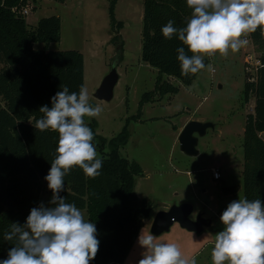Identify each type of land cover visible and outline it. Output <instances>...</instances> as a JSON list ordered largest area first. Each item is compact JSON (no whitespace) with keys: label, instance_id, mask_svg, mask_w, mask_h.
<instances>
[{"label":"rangeland","instance_id":"374dc122","mask_svg":"<svg viewBox=\"0 0 264 264\" xmlns=\"http://www.w3.org/2000/svg\"><path fill=\"white\" fill-rule=\"evenodd\" d=\"M108 7L109 0H41L28 4L22 12H26L23 16L30 26L42 18L60 19V39L50 44L48 51L82 54L83 87L89 102L102 108L99 116L85 118L87 124L96 121V135L110 141L127 125L129 138L119 154L141 167L143 176L136 180L134 192L140 200L152 204L139 235L150 232L158 213L173 206L191 205L190 219L201 215L210 222L209 227L195 234L174 224L156 239L176 243L182 255L195 256L197 264H212L215 234L222 229L219 217L228 203L244 198L242 142L246 116L253 113L254 100L245 104L243 89L246 78H253L262 51L251 44L247 35L243 38L248 39V45L237 53L206 56L205 68L190 86L163 77L162 81L178 92L157 96L140 109L142 97L155 89L159 76L157 70L141 61L143 0L117 2L115 18L122 23L119 42L112 40ZM42 47L37 44L34 48ZM115 63L118 82L112 100L97 101L94 94ZM190 122L212 126L204 136L196 137L195 157L184 155L178 144L180 132ZM212 170L219 171V181L213 180ZM234 187L238 189L233 195L223 192ZM46 200L43 187L38 205H45ZM82 213L88 220L86 212ZM142 252L136 241L124 264H138Z\"/></svg>","mask_w":264,"mask_h":264},{"label":"trees","instance_id":"16d2710c","mask_svg":"<svg viewBox=\"0 0 264 264\" xmlns=\"http://www.w3.org/2000/svg\"><path fill=\"white\" fill-rule=\"evenodd\" d=\"M36 1L41 0H0V259L7 258L8 250L14 246L3 239L4 232L13 222L23 224L30 209L39 206L43 187L47 194L45 206H50L52 193L44 177L54 159L58 134L34 128V120L43 116L39 108L50 107V98L64 85L77 93L83 87L82 54L48 51V46L60 39V19L42 18L30 26L21 14L23 8ZM118 1L109 0L108 7L113 42H119L122 28L115 18ZM190 16L185 0H143L141 61L157 70L159 76L155 89L142 97L140 109L157 96L178 92L163 82V77L188 87L198 75L199 72L181 74L176 49L184 45L175 36L167 40L161 33L169 20L179 28L186 26ZM248 36L262 55L252 80L246 78L243 89V102L254 100L253 113L246 116L242 142L243 191L248 200L260 199L264 203V34L257 29ZM37 44L43 45L42 49H35ZM185 51L192 55L186 47ZM135 118L139 119L138 115ZM87 125L103 159L100 175L90 178L74 168L65 177L60 195L84 210L88 221L96 226L100 243L90 264H124L143 221L150 217L152 204L140 200L134 192L136 180L143 176L141 167L119 154L129 138L127 125L110 141L96 135L95 120ZM237 189L223 192L233 195Z\"/></svg>","mask_w":264,"mask_h":264},{"label":"clouds","instance_id":"9594fccd","mask_svg":"<svg viewBox=\"0 0 264 264\" xmlns=\"http://www.w3.org/2000/svg\"><path fill=\"white\" fill-rule=\"evenodd\" d=\"M185 2L191 10L186 26L178 28L169 20L161 28L165 39L175 36L184 45L176 49L183 76L204 69L206 56L237 53L249 43L243 37L257 29L264 34V0ZM185 47L192 55L186 54ZM50 105L39 108L43 116L33 124L40 132L58 134L54 159L44 177L52 193L50 206L33 207L23 224L10 225L3 239L14 246L0 264H90L99 249L95 224L60 193L74 168L90 178L100 175L103 159L85 118L99 116L102 108L89 102L84 87L77 93L67 85L50 98ZM219 220L222 229L215 234L212 264H264V203L260 199L244 197L228 203ZM137 244L143 249L138 264H197L195 256H183L176 243L160 242L151 232H141Z\"/></svg>","mask_w":264,"mask_h":264},{"label":"water","instance_id":"95a60500","mask_svg":"<svg viewBox=\"0 0 264 264\" xmlns=\"http://www.w3.org/2000/svg\"><path fill=\"white\" fill-rule=\"evenodd\" d=\"M120 49H118V56ZM205 65L206 62L204 61ZM118 82V75L116 72V63L112 66L109 74L103 79L99 88L94 94V98L101 102H110L113 97V90ZM212 126L209 124H201L197 122L188 123L180 132L178 137V144L181 152L188 157L197 156L195 150L197 145V138L206 134L207 130ZM193 213L191 205L182 204L171 207L167 212L158 213L152 223L150 232L158 237L164 233L169 232L174 224H178L181 229L195 234H201L204 228L210 226V222L204 220L201 215H198L194 220L190 219ZM173 218L175 220H173Z\"/></svg>","mask_w":264,"mask_h":264},{"label":"built area","instance_id":"2783aa9c","mask_svg":"<svg viewBox=\"0 0 264 264\" xmlns=\"http://www.w3.org/2000/svg\"><path fill=\"white\" fill-rule=\"evenodd\" d=\"M22 15H27V14H26V12H24V13L22 12ZM212 175H213V180L214 181H219L221 179V176H220V173H219L218 170H212Z\"/></svg>","mask_w":264,"mask_h":264}]
</instances>
